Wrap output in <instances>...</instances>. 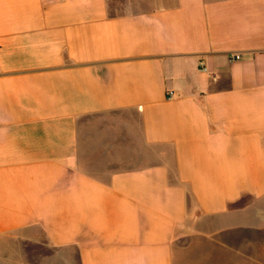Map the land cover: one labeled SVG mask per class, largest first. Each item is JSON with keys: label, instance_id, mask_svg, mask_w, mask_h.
I'll list each match as a JSON object with an SVG mask.
<instances>
[{"label": "crops", "instance_id": "0c3cea01", "mask_svg": "<svg viewBox=\"0 0 264 264\" xmlns=\"http://www.w3.org/2000/svg\"><path fill=\"white\" fill-rule=\"evenodd\" d=\"M264 0H0V264H264Z\"/></svg>", "mask_w": 264, "mask_h": 264}, {"label": "rangeland", "instance_id": "374dc122", "mask_svg": "<svg viewBox=\"0 0 264 264\" xmlns=\"http://www.w3.org/2000/svg\"><path fill=\"white\" fill-rule=\"evenodd\" d=\"M256 210H263L264 209V201H262L260 204H257L256 205V208H255Z\"/></svg>", "mask_w": 264, "mask_h": 264}]
</instances>
